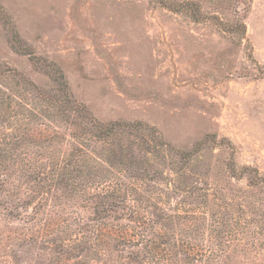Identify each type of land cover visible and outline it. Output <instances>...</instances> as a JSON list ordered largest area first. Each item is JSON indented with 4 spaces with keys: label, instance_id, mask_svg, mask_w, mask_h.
I'll return each mask as SVG.
<instances>
[{
    "label": "rangeland",
    "instance_id": "rangeland-1",
    "mask_svg": "<svg viewBox=\"0 0 264 264\" xmlns=\"http://www.w3.org/2000/svg\"><path fill=\"white\" fill-rule=\"evenodd\" d=\"M184 1L200 4V22L174 11ZM245 1L0 0V69L12 74L0 77L1 88L11 89L13 105L31 104V84L53 91L44 70L58 68L72 101L98 122H141L172 153L193 151L186 176L170 171L180 166L176 157L160 158L168 168L156 166L189 192L170 196L172 207L206 212L213 223L243 222V210L253 218L248 202L264 214V186L249 188L246 177L229 170L251 167L264 178V0ZM239 22L242 37L231 33ZM11 30L38 67L12 49ZM2 101L0 264H85L78 250L62 252L59 243L93 216L95 164L108 158L104 146L91 138L73 145L70 128L48 102L35 104L39 115L27 116L38 128L34 135L14 143L9 134L18 126ZM69 156L79 165L56 172L61 181L38 183L37 162L47 171ZM118 255L116 264H128Z\"/></svg>",
    "mask_w": 264,
    "mask_h": 264
},
{
    "label": "trees",
    "instance_id": "trees-1",
    "mask_svg": "<svg viewBox=\"0 0 264 264\" xmlns=\"http://www.w3.org/2000/svg\"><path fill=\"white\" fill-rule=\"evenodd\" d=\"M176 7L174 11L188 12L194 22L202 20L201 7L196 1H184ZM232 30V34L242 37L245 26L239 22ZM10 43L14 51L28 54L38 65L37 59L21 48L12 30ZM44 72L55 89L41 90L31 84L29 89L36 94L31 104L13 105L15 96L10 93L11 89L5 86L2 89L0 84L2 102L6 104L9 116L15 117L18 126L9 134V140L19 144L37 131L38 128L33 127L27 117L43 112L35 105L37 98L40 105L48 102L50 110L54 109L63 117L70 128V140H76L80 145L79 141L85 143L91 138L94 143L102 144V153L106 157L108 155L106 160L97 158L95 164L99 173L95 194L98 202L93 216L86 223L79 220L77 233L61 238L59 247L62 252L67 248L68 251L78 250V258H82L85 264H116L118 261L114 259V253H118L117 258L128 264H230L228 259L233 257L237 264H264L263 211L258 210L260 214H257L249 210L252 206L248 202L247 210L253 218L242 209L243 222L237 223L235 219L232 223V218H224L213 223L206 212L195 214L177 206L172 207L170 196L187 195L189 192L187 188L171 184L156 166L168 168L164 162L160 164V158L176 157L180 166L170 171L177 177L186 176L189 172L186 167L193 151L172 153L168 144L157 136L155 129L141 122H98L84 106L72 101L64 76L58 68L47 67ZM10 76V70L0 69V77L8 79ZM125 137L128 143L122 144ZM76 162L79 165V158L70 159L69 156L47 171L44 164L34 162L39 170H36L38 183L48 182V187L57 184L61 180L54 178L56 172L59 174L62 171L64 174L63 170H68ZM229 170L233 177H246L249 188L264 186V178L255 168L243 167L237 172L235 167L229 166ZM9 204L5 200L2 206ZM181 229L186 231L179 232ZM191 231H195L196 236Z\"/></svg>",
    "mask_w": 264,
    "mask_h": 264
}]
</instances>
